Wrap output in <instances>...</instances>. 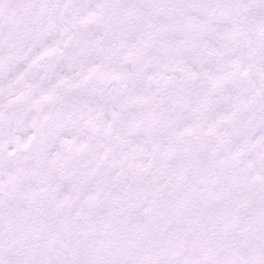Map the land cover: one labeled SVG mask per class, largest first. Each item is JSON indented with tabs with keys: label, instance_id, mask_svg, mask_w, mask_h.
<instances>
[{
	"label": "snow or ice",
	"instance_id": "obj_1",
	"mask_svg": "<svg viewBox=\"0 0 264 264\" xmlns=\"http://www.w3.org/2000/svg\"><path fill=\"white\" fill-rule=\"evenodd\" d=\"M0 264H264V0H0Z\"/></svg>",
	"mask_w": 264,
	"mask_h": 264
}]
</instances>
